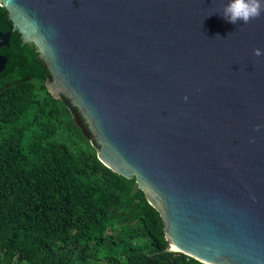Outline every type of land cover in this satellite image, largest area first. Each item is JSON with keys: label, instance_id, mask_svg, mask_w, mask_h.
I'll use <instances>...</instances> for the list:
<instances>
[{"label": "water", "instance_id": "95a60500", "mask_svg": "<svg viewBox=\"0 0 264 264\" xmlns=\"http://www.w3.org/2000/svg\"><path fill=\"white\" fill-rule=\"evenodd\" d=\"M226 3L0 0V47L11 30L38 47L52 96L160 211L167 250L264 264V15L233 24Z\"/></svg>", "mask_w": 264, "mask_h": 264}, {"label": "trees", "instance_id": "16d2710c", "mask_svg": "<svg viewBox=\"0 0 264 264\" xmlns=\"http://www.w3.org/2000/svg\"><path fill=\"white\" fill-rule=\"evenodd\" d=\"M1 54L0 264H206L166 249L160 211L100 160L79 108L52 96L38 47L14 30Z\"/></svg>", "mask_w": 264, "mask_h": 264}, {"label": "clouds", "instance_id": "9594fccd", "mask_svg": "<svg viewBox=\"0 0 264 264\" xmlns=\"http://www.w3.org/2000/svg\"><path fill=\"white\" fill-rule=\"evenodd\" d=\"M222 17L233 24H248L264 15V0H227ZM253 55H264V49L255 48Z\"/></svg>", "mask_w": 264, "mask_h": 264}, {"label": "flooded vegetation", "instance_id": "af4514ba", "mask_svg": "<svg viewBox=\"0 0 264 264\" xmlns=\"http://www.w3.org/2000/svg\"><path fill=\"white\" fill-rule=\"evenodd\" d=\"M6 28H7V30H0V32L6 33V32H8V31L10 30V28H9V22L6 23ZM12 31H14V30H11V34H12ZM10 38H11V36H10ZM9 42H10V39H9ZM6 47H9V45H8V46H1V47H0V55H2V56H4V57H6V56L3 55V54H1V51H3ZM6 58H7V57H6ZM5 66H6V65H5Z\"/></svg>", "mask_w": 264, "mask_h": 264}]
</instances>
